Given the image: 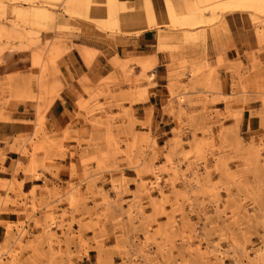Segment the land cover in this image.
Masks as SVG:
<instances>
[{"label": "rangeland", "instance_id": "rangeland-1", "mask_svg": "<svg viewBox=\"0 0 264 264\" xmlns=\"http://www.w3.org/2000/svg\"><path fill=\"white\" fill-rule=\"evenodd\" d=\"M162 1L143 4L174 77L161 109L176 126L160 138L151 110L139 121L132 109L149 94L156 60L116 49L117 35L140 34L122 29L126 1L0 0V120L31 119L0 139V264H264V7ZM81 37L112 53L104 71L69 73L84 129L51 130L47 109L63 88L60 68L77 63L72 49L87 68L105 55ZM207 37L215 64L206 52L187 62ZM221 67L231 95L221 94ZM250 84L260 107L244 126L248 98L235 93ZM215 103L223 109L206 107Z\"/></svg>", "mask_w": 264, "mask_h": 264}, {"label": "crops", "instance_id": "crops-1", "mask_svg": "<svg viewBox=\"0 0 264 264\" xmlns=\"http://www.w3.org/2000/svg\"><path fill=\"white\" fill-rule=\"evenodd\" d=\"M127 5L133 8L130 11L121 12V24L122 29L127 33H133V31H140V34H125V35H117L115 37L117 42V52L122 53L123 51L130 55L132 52H141L142 56H152L154 60H156L155 65L148 70L147 75L151 76L153 85L148 87V96L143 101H137L132 104V109L134 110L135 117L139 121H143L145 116V110H151V127L150 130L158 135L160 138L162 137V133L169 132L172 128L176 126L173 116L167 114L162 111V107L166 103L168 96L166 92V87L170 82V79L174 78L173 75L169 74L167 69V54L164 51H155V33L151 31L153 28L152 24H148L147 14L144 9V1L145 0H124ZM150 1L153 9H159L163 7L162 0H148ZM154 11V10H153ZM155 15V11H154ZM83 41H85V45L87 47L93 48L99 52H102L104 55V60L101 55L98 54L95 59L92 61L91 68H87L84 66L82 59L80 58L76 49H72V57H74L77 63H72L68 61V67L62 66L60 70L64 73L62 76L64 81H62L63 88L59 93V97L55 98L52 103L49 105L47 109V126L51 130H60L64 128L68 122H72V129H84V124L78 118L74 116V107L73 101L74 98L71 95L69 89L72 86H76L75 81L69 80V73L72 76L77 77L81 72L88 73L92 75L95 71H104L106 69L107 63L106 61L108 55L112 53L109 48L104 44H99L93 42L92 38H88L84 40V37H81ZM209 56V63L212 65L215 64L217 49L213 47L211 37L206 38L205 48L202 47L199 50H195V52H189L186 61L191 63L194 60H197L203 56V53ZM134 55V54H133ZM132 56V55H131ZM223 57L228 60H232L231 51L226 50ZM70 60V59H69ZM242 64L246 63L244 57L241 59ZM135 69L138 71L137 66ZM264 70V68H263ZM219 73L220 83L219 88L222 95H231V74L225 70V68L221 67L217 69ZM264 76V73L261 74ZM253 75H249L248 78H252ZM146 83V82H144ZM183 83H188L187 80H183ZM143 86H146L144 84ZM196 92V91H195ZM194 93V91L192 92ZM256 94L253 84H250L246 93H242L240 87H238L237 92L235 93L236 100L240 101L243 98V95L247 96V101L243 103V115H242V125H250L254 123L255 119L250 118L248 115V111L252 109H257L260 107L259 99L253 97ZM191 101L196 100V98L191 94ZM175 103V100L173 101ZM207 108L213 109H223L222 103L209 104L206 106ZM183 108L188 110L189 112L201 110V106H189L188 104H183ZM183 120H186V117H182ZM23 120H31L27 119L23 114H10V120H0V139L1 138H11L14 135L19 133H23L26 130H29V126L23 123ZM251 128V127H250ZM252 129H255L252 126ZM147 132V130H144ZM162 146V143H161ZM67 160L62 162L63 164H67ZM58 176L65 177L64 173H60L59 169L55 167V171L53 172ZM125 173V172H124ZM126 177H130L129 175H125ZM48 179H51L50 176L46 175ZM54 177V176H53ZM131 187V186H130ZM131 189V188H130ZM63 225V223H61ZM89 248V245H88ZM89 251H93L90 249ZM82 260H87L86 256H82Z\"/></svg>", "mask_w": 264, "mask_h": 264}, {"label": "bare ground", "instance_id": "bare-ground-1", "mask_svg": "<svg viewBox=\"0 0 264 264\" xmlns=\"http://www.w3.org/2000/svg\"><path fill=\"white\" fill-rule=\"evenodd\" d=\"M201 1V0H199ZM203 2H208L207 0H202ZM201 1V2H202ZM242 2H244L245 5H248V6H253L255 8H261V7H264V0H242ZM199 2H197L198 4ZM196 4V5H197ZM202 5V4H201ZM200 6V4H199ZM198 6V9H200V7ZM205 6V5H204ZM202 7V6H201Z\"/></svg>", "mask_w": 264, "mask_h": 264}]
</instances>
